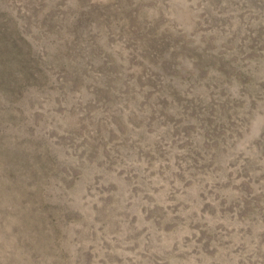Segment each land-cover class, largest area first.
<instances>
[{"label":"rangeland","instance_id":"obj_1","mask_svg":"<svg viewBox=\"0 0 264 264\" xmlns=\"http://www.w3.org/2000/svg\"><path fill=\"white\" fill-rule=\"evenodd\" d=\"M0 264H264V0H0Z\"/></svg>","mask_w":264,"mask_h":264}]
</instances>
